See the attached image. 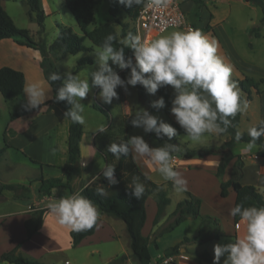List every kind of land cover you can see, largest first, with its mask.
Listing matches in <instances>:
<instances>
[{"label": "clouds", "instance_id": "9594fccd", "mask_svg": "<svg viewBox=\"0 0 264 264\" xmlns=\"http://www.w3.org/2000/svg\"><path fill=\"white\" fill-rule=\"evenodd\" d=\"M117 3L131 8L144 5L145 8L166 7L168 0H116ZM113 34L107 35L98 47L96 70L85 71V75L51 72L48 81L62 82L57 88L54 99L63 101L69 107L64 118L72 123L86 126L84 105L81 100L90 92L91 87H98L99 98L106 104L119 99L116 89L125 92L128 86H142L150 95L165 86H171L174 97L171 100L170 112L175 121L185 131L190 141L200 143L204 135H222L232 127V120L238 113L247 111L249 104L241 96L238 82L233 79V66L224 61L218 54V42L209 38L199 29L189 28L186 31H173L145 42L141 35L129 32L121 38L119 47ZM125 49L132 55L126 57ZM116 65L120 70L129 69L127 78L120 75L110 66ZM147 74V75H145ZM49 85V88L51 86ZM39 84L29 83L24 88L25 100L22 107L25 111L40 108L50 97ZM153 109L165 107V100L160 97L150 102ZM131 125L141 128L144 133H154L157 138L167 137L171 140L177 136V130L170 124L158 120L148 110L129 109ZM106 125H101L96 132L104 133ZM249 141L244 146L245 152L257 147V140L264 137V120L247 129ZM243 133L236 132L235 140L240 141ZM107 151L117 160L135 153L137 157L149 161L165 181H170L178 194L188 191L187 180L173 166V154L180 152L179 145L165 142L159 147H150L141 136H131L126 141L110 143ZM86 167V162H81ZM101 175L109 186L118 181L115 178V165L106 164ZM95 180L99 177H94ZM76 191L70 195L54 198L47 204L48 215L62 228L71 232H84L92 229L101 215L97 205ZM145 187L134 179L131 196L141 199ZM96 194L107 197L109 193L103 187L96 189ZM233 218L239 217L245 231L242 236L227 244L213 246L212 264H264V206H247L236 204L229 210Z\"/></svg>", "mask_w": 264, "mask_h": 264}, {"label": "rangeland", "instance_id": "374dc122", "mask_svg": "<svg viewBox=\"0 0 264 264\" xmlns=\"http://www.w3.org/2000/svg\"><path fill=\"white\" fill-rule=\"evenodd\" d=\"M186 1L189 2L192 0ZM261 1L264 3V0ZM202 2L203 8H205L207 13L213 14L215 12L216 19L219 20V25L226 32H228L232 38H234L238 46H240V44L243 45L244 43H248V45L252 46V52H246V57L250 60H253L255 62L257 61V63L264 65V38H258L256 36V34H258L260 31L264 32V23H259L262 14L260 9L252 3H245L244 0H202ZM40 4L45 15L43 22V31L40 30L35 16H29L27 0H1L2 8L10 17L13 24L18 29L25 30L31 41L36 44H44L46 47H49L58 35L59 30L57 26L59 25L70 29L74 35L81 36V32L75 22V19L73 18L71 13L64 7L63 0H40ZM187 6L188 5L185 4L184 8L187 9ZM203 8L201 9V13L203 11ZM205 19V15L203 17V20L201 19V17H199L198 21L195 22V27L192 28L191 23L194 20L190 16V14L186 13V23L183 28L169 29L160 35L169 34L173 31H186L189 28L200 29L201 26H204ZM118 20L123 24H127V31H131L132 23L124 14L120 15ZM105 23L112 25L117 36H120V26L115 23L114 20L109 16L107 4L105 2L99 1L98 4L94 7L93 20L89 25L88 30H92L93 28ZM244 32H246L247 35H243ZM160 35L154 38H157ZM120 39L121 38H119V40ZM15 41H20V38H15L14 41L8 40L0 43V66L17 65L25 62L26 60H29L32 64H35L37 60H41V56L38 51H36V55H34L32 49L26 50L25 48H20L15 43ZM83 45L87 48V51L85 52H80L76 55H58L57 59L50 55L49 58L52 61L54 67L60 73L64 74L67 72H71L72 74H79L83 76L86 74L84 70H96L97 66L95 63V53L98 49L97 47H94L87 39L84 40ZM81 59L91 60L93 64L84 65L79 71H76L77 62ZM109 64L120 75L122 79L127 78V76L129 75L130 70H120L116 65H112L111 61H109ZM89 84L90 92L84 99L81 100V103L84 105V116L87 123L86 126H81L84 131L85 140L89 142L88 146L90 148L91 133H96L97 128L101 125H106V129L109 127L106 134L109 142L107 144V147L110 143H117L119 114L126 115L129 118L130 123L132 117L128 116L129 109L134 112L137 108L148 110L149 113L157 117L158 120H162L176 128V137H173L171 140H168L167 137L165 138L169 141V143L176 142V145H179L180 148L186 147L188 149H201L204 147H218L219 145L221 146L220 143L224 139L223 135L217 136L206 133L200 143H194L189 140L185 131L175 121L174 116L170 112L171 100L174 97V91L171 86H165L163 88L168 99H164L165 107L157 110L150 107V102L160 98L158 91L155 95H150L140 85H137L135 87L128 86L127 92L118 87L116 91L118 93L119 99H114L111 104H106L99 98L98 94L100 89L98 87H91L90 77ZM92 105L101 108L103 111H106L109 114L110 119H107L102 113L93 109ZM11 109L12 107L10 106V103L2 99V97L0 96V185H9L19 188L18 190H5L3 192V194L5 195V200L0 199V212L14 210L21 211L26 209L29 205H33L38 199L37 196L39 195V189H44L46 187V185L42 184L40 180L44 179L50 174L47 170L40 169L39 165L33 164L30 161V159H32L38 163L43 162V158H41L40 155L41 151H39L38 149L43 147L45 142H47L43 139V134L46 130V128L44 129L45 118L42 116L43 119H40L36 126L33 128V135L37 137L36 139L38 140V145H34L32 148L36 149L37 151L33 152V154H26L23 151L14 150L7 147L6 137L10 135L9 132L14 131L17 127L26 123L25 119H18L11 123ZM45 111V108H38L34 110V113L38 115L42 112L45 113ZM34 113L29 114V119L34 118ZM65 122H67V120L65 121L64 118V121L59 125L57 135L56 131L45 132L49 136L48 143L56 141L58 150L64 149L65 147V139L67 135L66 132H63ZM137 135L143 137V139L149 144L150 147L154 148L163 145V143L157 140L154 133H144L141 128H135L130 123V130L127 134V138ZM106 137L104 134L99 135L98 137H96L95 143L104 142L102 141L104 139L105 141H107ZM99 144L97 143V145ZM173 155L179 157L178 152L174 153ZM59 157L60 156H58L57 158L58 163H60ZM114 162L112 163L115 164ZM149 164L151 165V168L155 169V166L153 164H151L150 162ZM103 165V159L100 157H96V159L92 162L91 168L85 174L88 179L81 180L78 187H83L85 184H88L95 180L94 177H98L101 172L98 175L96 174L98 173L100 167ZM53 176L58 177V172H52V177ZM153 178L156 181H165L159 173L154 174ZM163 187L166 191L167 198L170 200L169 205L165 209L166 216H168L175 210L178 201L182 199V194H178L177 192L167 188L166 184H164ZM54 192L57 195H68V190L63 187L54 188ZM11 197L15 198L11 199ZM147 213L148 215L150 213L149 207L147 209ZM191 220L197 222V227L192 221H190L183 224V226H181L173 233L162 234L160 230H157V233L151 236V238H155L154 243H151L149 241L150 243L148 244V252L151 259V264H163L160 257L163 258L164 252L166 250L179 246L185 234L188 233L190 235L194 233L195 235L197 233L199 221L197 219ZM23 231L24 227L20 226L17 221L12 222L11 225L0 228V251L2 249H5L4 252L11 251L16 247V245H19L18 252H20V247L23 246V244H28L27 242H30L28 240L31 238H23L25 235H23ZM158 232L160 234H158ZM38 241L41 243V247L43 246L45 249L56 247L63 248L66 245V237H63L62 235L59 239L53 241H47V238L43 235L38 239ZM11 247V250H7ZM27 247H32L33 249L36 248L33 247V243H30L29 245H27ZM204 248H206V245H204ZM102 252L106 255L100 254L101 256L93 255L92 257L85 258L82 250L70 249L67 251H62L59 254L49 255L45 258V260H43L44 263H42L106 264L107 261H110L114 258L113 255H111L112 252L108 251L107 248H104ZM131 264L138 263L133 260Z\"/></svg>", "mask_w": 264, "mask_h": 264}, {"label": "trees", "instance_id": "16d2710c", "mask_svg": "<svg viewBox=\"0 0 264 264\" xmlns=\"http://www.w3.org/2000/svg\"><path fill=\"white\" fill-rule=\"evenodd\" d=\"M64 7L71 13L75 22L81 32V36L74 35L70 29L57 26L59 32L56 39L53 43L46 47L44 44H36L31 41L28 37V34L25 30L18 29L6 14L1 6L0 0V42L6 40L14 41L15 38H20V41H15L18 46L26 47L38 51L41 56V61L39 67L42 71V75L50 85L51 82L48 81V75L51 72H59L53 65L49 56L52 55L57 59L58 55H76L80 52L87 51V48L83 45L85 39L91 42L94 47H99L104 38L113 34L116 36L117 41L114 46L119 47V38H123L129 32L135 34L133 29V22L136 19L138 11L143 5L133 6L131 8L125 7L116 2V0H63ZM99 1L105 2L108 6V14L120 26V36L118 37L112 25L105 23L103 25L97 26L92 30L88 31L89 25L93 20V11L94 7L98 4ZM247 3H252L258 7L262 13V18L259 23H264V3L261 0H245ZM147 0H145V3ZM193 9L190 13V16L193 18L191 26H195V22L198 21L203 7L202 0H192ZM27 5L29 8V16L34 15L36 22L41 31H43V22H44V12L41 8L40 0H27ZM124 14L129 21L132 23L131 31H127V24L119 22L120 15ZM210 31V27L206 25L201 32L206 33ZM126 57H130L132 52L130 49H125ZM93 62L88 59H81L77 62L76 71H79L84 65H92ZM129 70V69H125ZM124 70V71H125ZM60 73V72H59ZM61 74V73H60ZM240 90L245 93L246 99L250 100V90L258 89L260 85L264 86L263 80L255 81L252 78L244 77L242 80L237 81ZM62 82L57 81L51 83L52 98L51 100L45 102L40 108L47 109L51 104H56L63 112L69 107L63 101H56L54 99L57 88ZM25 79L24 75L21 72L13 70L8 67L0 68V96L5 101H11L23 94L24 91ZM164 88V87H163ZM161 88L158 90L160 97H163L167 100V96L164 92V89ZM92 108L96 111L102 113L107 119H110L109 114L106 111H103L101 108L92 105ZM68 120V119H67ZM68 135H67V155H68V164L65 171V183H60L58 180L52 179H41L40 182L46 187L39 189L40 195H48L51 189L57 187H63L71 191V180L72 174L74 172L73 164L76 163L80 157L79 144L82 137V126L79 124L72 123L68 120ZM239 123V113L232 120V127L228 130L227 133L222 134L227 136L229 139L227 142L223 143L218 147H204L201 149H188L182 147L181 151L178 152V155L182 158L190 159L195 157L203 156H219L221 158L220 163L217 167L216 177L220 178L226 168L227 164L235 159V162L232 167L231 178L228 182L220 183V196L225 198L228 194V189L231 188L235 193L236 204H243L247 206H264V198L262 194L258 192L253 186H242L239 183V180L242 175L243 163L240 160V157L233 153L235 144H246L250 137L247 133H243V137L240 141L235 140V133L238 132L237 126ZM109 129V127L107 128ZM107 129L104 133H99V135L104 134L107 136ZM130 130L129 118L124 114H119L118 121V140L117 143L121 141H126L127 134ZM156 137V135H155ZM157 138V137H156ZM161 143H169L165 137L157 138ZM109 142H101L99 145L93 143V147L96 151V157L103 159L106 164H115V178L118 181L115 185L109 186L106 178H104L101 173L98 175L99 179L93 180L88 183L86 186L82 187V195L86 196L92 200L98 207L100 213L105 214L114 219L120 220L124 223L125 229L129 238V248L131 252V259L136 261L138 264H151L150 255L148 252V238H144L141 235V229L144 226L146 213H145V202L149 197H152L156 205V213L153 219V225H156L164 216L165 209L169 205L170 200L167 198L166 191L161 184H156L152 182L147 176H145L135 164L131 153L124 157L123 155L119 160H117L111 153L107 151V144ZM171 144H175L173 142ZM103 146V147H102ZM102 147V148H101ZM257 147L259 151L256 152L258 158H264V137H261L257 140ZM33 164H37L32 162ZM138 178V182L142 183L145 187V192L141 199L137 200L131 196V187L134 179ZM167 188H172V183H166ZM99 187L105 188L109 193L107 197H101L96 194V189ZM18 187H13L9 185H0V194L5 190H18ZM184 199L177 203L175 210L167 217L165 224L162 225L160 231L161 233H169L175 227L180 225L186 219H199V232L198 235L192 238H183L179 246L170 248L164 252V259L174 257L179 253V247L186 244H195L202 245L210 241L218 240L222 237V231L218 220L210 216H201L199 213L200 202L197 198L193 197L191 194L185 192ZM47 209H30V218L24 222V229L26 233V238L32 237L37 233L38 229L41 227L42 220L47 213ZM234 224L237 225L241 220L239 217L233 218ZM96 225L87 231L84 232H71L70 238L72 247H76L84 238L91 236L94 233ZM19 245L8 252H5L0 255V262L8 264H43L36 260L28 259L24 257L20 252H18ZM198 259L204 263H211L212 258L207 252H201L196 254ZM127 260L125 255H120L112 260L108 261L106 264H123Z\"/></svg>", "mask_w": 264, "mask_h": 264}, {"label": "crops", "instance_id": "0c3cea01", "mask_svg": "<svg viewBox=\"0 0 264 264\" xmlns=\"http://www.w3.org/2000/svg\"><path fill=\"white\" fill-rule=\"evenodd\" d=\"M185 1L186 0H184L182 3L183 10L185 14L186 13L190 14L194 6L193 2L192 1L185 2ZM245 3L247 2L245 1ZM185 4L188 5L187 9L184 8ZM204 15L206 17L205 24L204 26H201L199 30L201 31L206 25L210 27V31L203 34H205L209 38H214L218 42L219 45L218 54L224 59L226 63L231 64L233 66V79H235L236 81H240L244 77H249L254 79L255 81L258 80L264 81V65L257 63V61L255 62L253 60H250L246 57V52H252V46L248 45V43L246 44L244 43L243 45L240 44V46H238L234 38H232L229 35V33L226 32L219 25V20L216 19L215 12L213 14H210L206 12L205 8H203L202 13H200V17L202 20ZM261 18H262V14H261ZM243 35H247V33L244 32ZM256 36L258 38H264V32L260 31L258 34H256ZM3 42L5 41H2L0 43ZM18 47L25 48L26 50L29 49L21 46ZM35 52L36 51L33 50L34 55H36ZM40 61H41L40 59L37 60L36 62L34 61L35 64L37 63L35 65L34 63L32 64L29 60H26L25 62L17 65H8V66L5 65V66H0V68L8 67L18 72H21L24 75V79H25L24 88L29 83L39 84L46 92H48L47 94L50 98L45 101L47 102L52 98V91L42 75L41 69L39 67ZM241 96L243 99L247 100L246 99L247 95L242 91H241ZM24 100H25V94L23 91V94L21 96L11 101H8L10 103V106L12 107L10 113V122L13 123L18 119H25L26 123L17 127L14 131L9 132L10 135L6 137L7 147L18 151H23L26 154L28 153L33 154V152L37 151L36 149L32 148L34 145H38L37 142L38 140L36 139L37 137L33 135V128L36 126L38 121L40 119H43L44 117L45 118L44 129L46 128V130L44 131L43 139L47 142H45L43 147L38 149L39 151H41L40 155L41 158H43L42 159L43 162L38 163L32 159H30V161L37 163L40 169L47 170L50 173L49 176H46L43 180L52 179V180H58V182L60 183H65L66 179H65L64 169L68 164V155H67V135H68V126H69L68 120L67 118H65V121L67 120V122H65L64 131H63L64 133L65 132L67 133L65 139V147L64 149L58 150L56 141L55 142L52 141L51 143H48L49 136L45 132L56 131V135H57L59 125L61 122L64 121V112L62 111V109H60L56 104H51L46 109L45 113L42 112L41 114L36 115L34 113V110L36 109H33L31 111H25L23 109L22 104L24 103ZM247 102L249 104L247 111L239 113V123L237 126V130L238 132L241 133H247V129L249 127L257 124L258 121L260 120H264V86L260 85L257 90L251 89L250 100L249 101L247 100ZM30 113H34L33 119H29L28 116ZM99 133L100 132L91 133V138H90L91 148H90L88 146L89 142L85 140L84 131L82 132V137L79 144L80 157L78 161L73 164L74 172L72 174V180L70 183L71 191L68 190V195L76 191H80V189L82 188V187H78L80 181L88 179V177H86L85 174L91 168L92 162L96 159V151L93 147V143L96 137H98ZM223 137L224 139L220 143L221 145L227 142L229 139L227 136L223 135ZM106 139L108 141L107 137ZM102 141L107 142L105 141V139ZM97 143L99 144L101 142H97ZM244 146H245L244 144L237 143L235 144L233 149V153L239 156L240 160L243 163L242 175L239 180V183L242 186H253L258 190L260 194H262L264 198V158H258L256 156V152L259 151L258 147H255L251 152H245ZM131 155L138 169L145 176H147L152 182L161 185L170 182V181H156L153 178V175L157 174L158 172L156 171V169L151 168L149 161L137 157L135 153H131ZM58 156H60L59 157L60 163L57 162ZM220 160L221 158L219 156H211V155L197 157V158H190V159L182 158L180 156L176 157L175 155H173V160H172L173 166L187 180V187H188L187 193L197 198L200 202V207H199L200 215L210 216L218 220L222 231V237H220L218 240L205 243L204 245H206V248H204V245H195V244L181 245L178 249L179 250L178 255L164 259L162 261L163 264H208L201 262L196 256V254H199L201 252H207L212 258V262H213V257H214L213 246L215 244H222V245L227 244L244 234L245 227L243 222L240 221L237 225H235L233 221V217L229 215V210L234 205L235 193L231 188H229L228 194L225 198H222L220 196V183L221 182L226 183L230 180L232 167L235 162V159L227 164L222 176L220 178H217L216 171L220 163ZM81 162H86V167H81L80 166ZM104 166L105 163L103 166L100 167L96 175L102 172V168H104ZM55 171L58 172L59 175L58 177H54V176L52 177V172ZM86 185L87 184H85L84 186ZM169 189L175 191L173 187ZM3 192L4 191H2L0 194L1 200H5V195L3 194ZM61 196H66V195L63 194L57 195L55 194L54 189H51L48 195L39 194L37 196L38 197L37 201L33 205H29L24 210L21 211L14 210V211H6V212L1 211L0 228L11 225L12 222L15 221H17L20 224V226L24 227V222L30 218L29 213L31 208L47 209L46 206L50 201H52L54 198H59ZM12 198L15 197H11V199ZM183 199H184V194H182L181 200ZM181 200H179L178 203ZM148 207L150 208L149 215L147 213ZM145 213H146V218H145L144 226L141 229V235L144 238H148V244L150 242L154 243L155 238L154 237L151 238V236L157 233L156 232L157 230L161 229L162 225L164 224V222L166 221L169 215L166 216V212H165L162 219L156 225H153V219L156 213V205L152 197H149L145 202ZM196 219L199 221L198 218ZM190 221H192L197 227V222L191 219H186L169 233L175 232L181 226H183V224L188 223ZM24 231H23V235L24 234L25 235L23 238L26 237V233H24ZM198 232H199V225L197 228V233L195 235L194 233L190 235L187 233L183 236V238L195 237L198 235ZM158 234L160 233L158 232ZM43 235L47 238V241H53L59 239L60 236L62 235L63 237H66V245L63 248L56 247L50 249L47 248L45 249L42 246L44 248L43 250V248L41 247V243L38 241V239ZM28 241H30L27 242L28 244H23V246L20 247L21 254L24 257H27L28 259L36 260L41 263L42 262L44 263L43 260H45V258L48 257L49 255L59 254L62 251H67L70 249L82 250L85 258L92 257L93 255H100V254L106 255L105 253L102 252L104 248H107L108 251L112 252L111 255H113L114 258L120 255H125L127 257V260L124 261L123 264H131L133 262V260L130 257L131 252L129 248V238L124 223L121 222L120 220L114 219L102 213L97 221L94 233L91 236L84 238L76 247H72L70 231L59 226L48 215V211L42 220L41 227L38 229L37 233L34 234ZM30 243H33V247L36 248L35 249H33L32 247L28 248L27 245H29ZM11 249L12 247L8 248L7 250H11ZM4 251L5 249H2L0 251V255L5 253ZM161 258L162 257H160V259ZM225 258L226 256L221 257V264H223ZM212 262L209 264H212Z\"/></svg>", "mask_w": 264, "mask_h": 264}, {"label": "built area", "instance_id": "2783aa9c", "mask_svg": "<svg viewBox=\"0 0 264 264\" xmlns=\"http://www.w3.org/2000/svg\"><path fill=\"white\" fill-rule=\"evenodd\" d=\"M183 1L168 0L167 6L161 8H145L143 5L133 22L135 34L141 35L148 42L169 29L183 28L186 23Z\"/></svg>", "mask_w": 264, "mask_h": 264}]
</instances>
